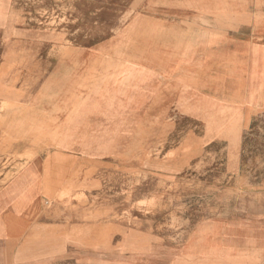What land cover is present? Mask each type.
I'll use <instances>...</instances> for the list:
<instances>
[{"label":"rangeland","instance_id":"374dc122","mask_svg":"<svg viewBox=\"0 0 264 264\" xmlns=\"http://www.w3.org/2000/svg\"><path fill=\"white\" fill-rule=\"evenodd\" d=\"M9 2L16 33L5 38L0 28V86L20 92L23 103L48 81H73L80 72L88 77L89 68L99 74L118 62L125 77L124 54L141 53L144 35L156 48L175 52L178 37L209 29L206 18L213 21V15L215 46L221 49L219 32L238 29L242 13L239 0ZM151 25L154 35H148ZM20 31L26 40H20ZM128 42L133 47L126 48ZM80 63L87 65L84 72ZM143 75L135 71L131 84L158 79ZM200 77L207 78L205 73ZM93 82L86 79L87 87ZM178 85L155 87L158 97L150 105L142 89L119 85L121 95L135 91V102L119 103L127 118L118 135L99 140L120 144L118 152L71 169L61 181L52 174L45 205L69 213L71 226L56 231L55 239L53 232L38 229L27 235L23 264H264V234L262 245L251 246L235 232L227 235L231 246L217 248L214 241L221 218L264 223V112L245 114L246 88ZM249 97H254L253 87ZM162 99H171L165 114ZM28 111L0 99V212L14 210L7 205L18 195L5 191L27 162L50 154L27 147L50 143L25 121ZM18 121L29 126L17 129ZM26 199L33 210L35 196ZM8 260L17 264L13 253Z\"/></svg>","mask_w":264,"mask_h":264},{"label":"crops","instance_id":"0c3cea01","mask_svg":"<svg viewBox=\"0 0 264 264\" xmlns=\"http://www.w3.org/2000/svg\"><path fill=\"white\" fill-rule=\"evenodd\" d=\"M9 4V0H6L0 5V28L5 31V38L16 33L15 16ZM238 7L242 12L237 16L239 24L235 28L238 29L231 31L228 28L219 32L223 34L221 49L215 46L213 15V21L206 18V23L211 24L209 29L192 31L178 37L176 46L180 50L175 52L164 47L156 48L152 37L144 35L145 46L141 53L124 54L127 57L121 70L127 72L125 77L120 74L118 62L99 74L95 68H89L88 77L79 69L80 73L73 81L64 77L55 84V81L50 80L26 103L19 101L20 92L10 86H0V99L3 103H17L29 107L25 121H31V129L44 136L42 141H50L48 144H28L27 147L33 148L35 154L46 149L50 154L48 157L27 162L26 169L6 188L5 192L15 193L18 197H15L14 203L7 205L14 207L12 212H0V264H9L11 261L8 257L11 253L15 263L23 264V249L30 246L24 244L25 237L35 230L51 231L52 238L55 239L59 236L56 231L70 229L69 213H57L54 209H47L45 203L48 204V199L44 194L54 177L52 174H56L61 181L65 175L71 173V169L82 164L89 167L96 164L94 159L104 156L103 153L118 152L120 144L102 143L99 140L106 136V141H111L113 136L118 135L120 123L127 118L119 111V103L126 102L129 107L135 102L132 97L134 90L128 96L119 94V85L122 82L128 88L142 89V93L147 95L146 105L156 102L158 96L155 87L159 88L163 82L179 83L178 88L189 84L195 88L205 86L215 89L225 85L246 88L243 90L246 95L243 109L245 114L250 110L264 112V0H239ZM137 18L136 21H139L140 17ZM154 28L151 25L148 35H154ZM160 34L161 29L158 30V35ZM19 37L20 40L27 39H24L23 31L19 32ZM258 39L260 42H256ZM131 47L133 42H128L126 48ZM79 66L84 72L87 65L80 63ZM135 71H141L144 79H158L150 81L149 85L135 86L131 84ZM249 72L255 73V76L250 78ZM204 73L206 80L200 77ZM86 79H94V82L87 87ZM252 87L253 98L249 97ZM176 93L177 99L181 98L182 92ZM170 100L162 99V113H166ZM214 102L219 104L220 101L214 99ZM30 194L35 196L33 210L28 209L31 203L26 199ZM216 229L214 241L217 248L231 246L227 238L230 232L242 235L245 243L251 246L262 245L264 223L246 218H221ZM232 254L231 257H240V254Z\"/></svg>","mask_w":264,"mask_h":264},{"label":"bare ground","instance_id":"6f19581e","mask_svg":"<svg viewBox=\"0 0 264 264\" xmlns=\"http://www.w3.org/2000/svg\"><path fill=\"white\" fill-rule=\"evenodd\" d=\"M15 125H17L18 127H17V129H21L22 130V127L23 126H29V125H27V124H24V123H22V122H20V121H18V123L17 124H15ZM22 133H25V132H22ZM23 135H25V134H23ZM28 137V136H27Z\"/></svg>","mask_w":264,"mask_h":264}]
</instances>
